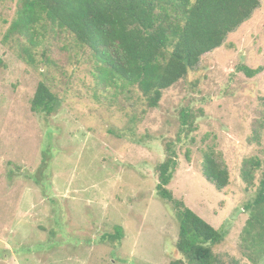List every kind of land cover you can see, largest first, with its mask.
Wrapping results in <instances>:
<instances>
[{
  "label": "rangeland",
  "instance_id": "374dc122",
  "mask_svg": "<svg viewBox=\"0 0 264 264\" xmlns=\"http://www.w3.org/2000/svg\"><path fill=\"white\" fill-rule=\"evenodd\" d=\"M18 1L0 0V264H168L179 225L157 194L156 166L172 141L178 165L168 188L214 227L227 225L214 247L227 263L252 264L242 229L264 172V70L247 77L238 66L264 63V0L157 108L136 89L99 84L91 51L63 35H46L34 65L23 60L4 39ZM40 81L60 97L50 115L31 109ZM184 108L196 116L187 137ZM208 145L228 166L222 190L201 172ZM249 157L261 167L247 188L240 169ZM118 225L123 236L111 241Z\"/></svg>",
  "mask_w": 264,
  "mask_h": 264
},
{
  "label": "trees",
  "instance_id": "16d2710c",
  "mask_svg": "<svg viewBox=\"0 0 264 264\" xmlns=\"http://www.w3.org/2000/svg\"><path fill=\"white\" fill-rule=\"evenodd\" d=\"M259 7L260 0H19L4 39H14L19 56L34 65L46 35H63L91 51L99 84L116 93L136 89L147 108H157L164 90L184 79L203 55L222 46ZM238 70L254 77L264 70V63L255 68L242 63ZM59 100L51 85L40 81L31 109L50 115ZM179 119L181 134L187 137L196 116L184 108ZM174 144H166L165 157L156 166L157 194L173 205L179 225L175 256L168 264H238L227 263L214 251L225 241L227 225L214 227L168 188L178 165ZM260 167L257 157L243 160L240 175L247 188L254 185ZM201 172L218 190L229 184L228 166L215 145L203 150ZM244 209L248 212L242 229L244 251L252 264H264V172ZM122 236L118 225L107 237L115 241Z\"/></svg>",
  "mask_w": 264,
  "mask_h": 264
}]
</instances>
